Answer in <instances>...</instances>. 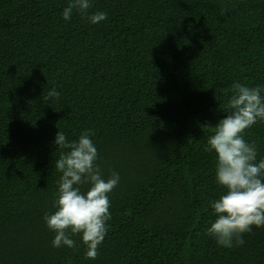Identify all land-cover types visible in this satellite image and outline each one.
I'll return each instance as SVG.
<instances>
[{"label": "trees", "instance_id": "obj_1", "mask_svg": "<svg viewBox=\"0 0 264 264\" xmlns=\"http://www.w3.org/2000/svg\"><path fill=\"white\" fill-rule=\"evenodd\" d=\"M68 2L0 0V264H264V227L230 249L206 235L225 189L205 151L232 84L264 86V0H91L97 24L65 21ZM86 129L120 177L95 260L79 236L53 247L44 220L55 135ZM244 138L264 159V121Z\"/></svg>", "mask_w": 264, "mask_h": 264}, {"label": "clouds", "instance_id": "obj_2", "mask_svg": "<svg viewBox=\"0 0 264 264\" xmlns=\"http://www.w3.org/2000/svg\"><path fill=\"white\" fill-rule=\"evenodd\" d=\"M91 0H69L61 15L65 21L75 11L92 24L107 18V13L90 12ZM232 94L223 109L226 115L211 129L205 151L216 156L215 174L224 193L210 202L215 215L206 235L218 246H242L244 234L253 228L264 227V159L257 161L258 148L244 133L259 121H264V86L249 87L239 82L232 84ZM60 93L52 88L44 99H58ZM94 130H83L77 140H68L60 130L54 144L62 151L54 167L62 175L58 181L54 212L46 213L45 223L55 233L53 247L76 248L72 238L79 236L86 246L85 259L95 260L99 245L107 233L111 219V193L119 183L115 171L105 178L99 165L98 150L93 143ZM87 189L82 191V187Z\"/></svg>", "mask_w": 264, "mask_h": 264}, {"label": "rangeland", "instance_id": "obj_3", "mask_svg": "<svg viewBox=\"0 0 264 264\" xmlns=\"http://www.w3.org/2000/svg\"><path fill=\"white\" fill-rule=\"evenodd\" d=\"M209 258H210V255L208 254H199L193 258V261L194 262L196 261L197 263H201L205 260H208Z\"/></svg>", "mask_w": 264, "mask_h": 264}]
</instances>
